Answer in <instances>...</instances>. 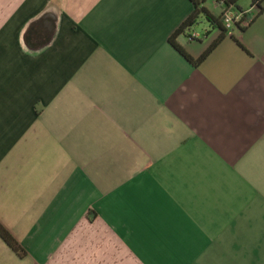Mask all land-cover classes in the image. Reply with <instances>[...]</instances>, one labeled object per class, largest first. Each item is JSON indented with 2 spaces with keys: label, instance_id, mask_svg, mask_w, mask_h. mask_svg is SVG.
<instances>
[{
  "label": "crops",
  "instance_id": "0c3cea01",
  "mask_svg": "<svg viewBox=\"0 0 264 264\" xmlns=\"http://www.w3.org/2000/svg\"><path fill=\"white\" fill-rule=\"evenodd\" d=\"M239 2L193 66L189 0H0V264H264V0ZM185 35L196 60L218 32Z\"/></svg>",
  "mask_w": 264,
  "mask_h": 264
},
{
  "label": "trees",
  "instance_id": "16d2710c",
  "mask_svg": "<svg viewBox=\"0 0 264 264\" xmlns=\"http://www.w3.org/2000/svg\"><path fill=\"white\" fill-rule=\"evenodd\" d=\"M223 2L224 5L226 6H231L235 8L236 10H241L238 6L237 3L239 0H216L217 2ZM189 2L193 6V11L189 15V17L182 23V25L175 31V33L170 37L169 39V44L170 46L177 52L179 53L187 62L192 64L193 66L199 65L204 59L208 56V54L224 39V37L229 34L231 31H227L223 25H222V19L221 16H213L211 15L204 7V1H198V0H189ZM263 0H252L250 7L257 9V16L261 14L262 12V4ZM200 16H203L205 21L208 23L210 28L212 30H215L218 32V36L214 39V41L211 43L210 47L196 60L191 59L182 49L181 46H179L176 43V38L180 36L186 37V32L191 29L197 22ZM248 25L249 26L253 20L254 17L251 16L250 14L248 15ZM240 28L238 27L236 30L239 32H243L246 28ZM187 38V37H186ZM240 49H242L244 52L245 49L243 48L242 45L239 44L237 40L234 38H231ZM0 239L8 246L9 249H11L14 253H16L18 256L22 257L23 256V250L19 246V244L9 235V233L0 225Z\"/></svg>",
  "mask_w": 264,
  "mask_h": 264
},
{
  "label": "built area",
  "instance_id": "2783aa9c",
  "mask_svg": "<svg viewBox=\"0 0 264 264\" xmlns=\"http://www.w3.org/2000/svg\"><path fill=\"white\" fill-rule=\"evenodd\" d=\"M216 5L220 10V16L222 19V25L227 31H234L238 27L243 28L248 25V15L250 11L247 10H236L231 6H226L224 3L217 2ZM190 37L197 39L198 35L194 32L190 33Z\"/></svg>",
  "mask_w": 264,
  "mask_h": 264
},
{
  "label": "rangeland",
  "instance_id": "374dc122",
  "mask_svg": "<svg viewBox=\"0 0 264 264\" xmlns=\"http://www.w3.org/2000/svg\"><path fill=\"white\" fill-rule=\"evenodd\" d=\"M214 0H205L204 1V4L207 6V8L214 12V13H218V10L217 8L214 7V4H213ZM251 3V0H240L239 2V5H241L242 7H249ZM205 23V21L201 18H199L196 22V24L194 25L195 28H199L200 27V24H203Z\"/></svg>",
  "mask_w": 264,
  "mask_h": 264
}]
</instances>
